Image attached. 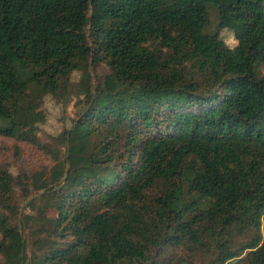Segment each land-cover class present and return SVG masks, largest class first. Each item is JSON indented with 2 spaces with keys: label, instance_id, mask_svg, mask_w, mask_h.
<instances>
[{
  "label": "trees",
  "instance_id": "obj_1",
  "mask_svg": "<svg viewBox=\"0 0 264 264\" xmlns=\"http://www.w3.org/2000/svg\"><path fill=\"white\" fill-rule=\"evenodd\" d=\"M260 65L264 0H0V137L43 149L35 106L88 81L65 156L0 166V264H264Z\"/></svg>",
  "mask_w": 264,
  "mask_h": 264
},
{
  "label": "rangeland",
  "instance_id": "obj_2",
  "mask_svg": "<svg viewBox=\"0 0 264 264\" xmlns=\"http://www.w3.org/2000/svg\"><path fill=\"white\" fill-rule=\"evenodd\" d=\"M211 13L212 22L208 31L219 33L220 38L226 44L234 47L238 42L235 34L230 29H220L216 14ZM109 73L108 67L104 64L91 66L90 75L93 86L98 81H103ZM258 74L259 76L264 75V65L258 67ZM87 83V75L77 72L73 75L67 93L48 96L43 105L35 106V110L45 118V122L40 125L38 130V137L44 145L43 149H37L15 139L0 137V166H9L14 173L44 171L46 168L54 166L56 155L65 156L67 144L64 140V133L84 111L86 105L84 89ZM45 145L49 148L44 149ZM28 203L26 202L22 206L21 218L23 214H37L36 210L28 207ZM46 215L49 218H56L57 211L50 209Z\"/></svg>",
  "mask_w": 264,
  "mask_h": 264
}]
</instances>
